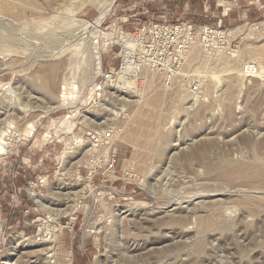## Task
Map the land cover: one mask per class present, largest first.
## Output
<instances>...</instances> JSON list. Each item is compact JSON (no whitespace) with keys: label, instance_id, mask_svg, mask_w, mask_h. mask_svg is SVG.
Segmentation results:
<instances>
[{"label":"rangeland","instance_id":"rangeland-1","mask_svg":"<svg viewBox=\"0 0 264 264\" xmlns=\"http://www.w3.org/2000/svg\"><path fill=\"white\" fill-rule=\"evenodd\" d=\"M1 1L0 264H264V7L220 24V0ZM171 12L217 31L195 29L170 74L133 59L93 83L95 50L118 66L132 20ZM106 131L118 160L102 177Z\"/></svg>","mask_w":264,"mask_h":264},{"label":"built area","instance_id":"built-area-1","mask_svg":"<svg viewBox=\"0 0 264 264\" xmlns=\"http://www.w3.org/2000/svg\"><path fill=\"white\" fill-rule=\"evenodd\" d=\"M137 29V28H135ZM201 30L202 38L207 39L212 37L216 33L215 28H211L208 25L196 26L188 21H180L177 23H156L153 20H148L143 23L140 28L131 33L133 36V43L135 49L132 52V58L135 61V67L138 72L139 66L146 64L157 71H164L165 73H171L179 68L182 63L183 53L189 48L193 41L194 30ZM119 30L122 31L121 26ZM130 34V33H129ZM123 40L120 41L118 46L120 51L122 50ZM136 48L138 51H136ZM101 56V55H100ZM122 56L120 55V61L116 68L103 69L102 64L99 61V65L96 71V77L93 83L98 78L107 79V77L116 75L117 71L121 68ZM243 73L248 76H254L256 74V66L252 62H245L243 64ZM100 140L106 144V150L104 151V162L101 173L102 177L105 174L111 172L114 173L115 166L117 165V149L111 142L113 134L111 131L103 132L100 136ZM95 173V171H93ZM92 175L90 170L87 172V180L91 181ZM81 179V178H80ZM105 180V179H104Z\"/></svg>","mask_w":264,"mask_h":264},{"label":"bare ground","instance_id":"bare-ground-1","mask_svg":"<svg viewBox=\"0 0 264 264\" xmlns=\"http://www.w3.org/2000/svg\"><path fill=\"white\" fill-rule=\"evenodd\" d=\"M7 1V3L6 4H9L10 5V3H12V1L9 3L8 2V0H6ZM5 1V2H6ZM14 1V0H13ZM21 1V0H20ZM23 1V0H22ZM21 1V2H22ZM25 1H27V0H25ZM24 1V2H25ZM31 2L29 3V5H28V7L31 9V10H35V13H37L36 12V10H42V9H49V8H51V7H53L54 5H56L57 4V7H58V4L59 3H57L58 1H56L55 3L54 2H52V1H49V0H30ZM55 1V0H54ZM59 1H61V0H59ZM0 2H3V1H1L0 0ZM19 2V1H18ZM28 2V1H27ZM26 2V3H27ZM20 3V2H19ZM2 4V3H1ZM1 4H0V6H1ZM24 4V3H23ZM22 4V6H20V7H22L21 9H23L24 7V5ZM28 4V3H27ZM8 5V6H9ZM20 5V4H19ZM61 6V5H60ZM59 6V7H60ZM1 7H4L5 9L6 8H8L6 5H4V6H1ZM1 7H0V9H1ZM10 7V6H9ZM12 7V6H11ZM27 7V6H26ZM40 8H42V9H40ZM12 9V8H11ZM16 9V8H15ZM56 9V8H55ZM23 10H25V8L23 9ZM38 10V11H39ZM49 10H52V9H49ZM0 11H2V9L0 10ZM4 11H7V10H4ZM28 11V10H27ZM43 11V10H42ZM41 11V12H42ZM53 11H54V9H53ZM9 12V11H8ZM40 12V13H41ZM46 12V11H45ZM47 12H49V11H47ZM0 14H1V12H0ZM15 14V13H14ZM42 14V13H41ZM103 14V13H102ZM102 14H99L96 18H95V20H93V21H88V20H85V21H83V25H84V28L85 29H89L90 27H95L96 29L99 27V24H100V20H101V17H102ZM44 16V15H43ZM1 17V16H0ZM15 17V16H14ZM235 29H237V28H234V29H230L227 33L229 34V33H232L233 31H235ZM201 31V30H200ZM97 32H99L100 34H101V32L99 31V30H97ZM105 33H107V32H105ZM121 33H123L122 31H121ZM104 34V33H103ZM223 34H224V32H219V35H222L223 36ZM102 35V34H101ZM106 35V34H105ZM105 35H104V37H105ZM107 36V35H106ZM114 36V35H113ZM128 36V35H127ZM112 37V36H111ZM122 38H124V43H125V47H124V49H125V51H124V54H123V57H122V65H121V68L118 70V71H121V72H123V71H125V72H128V69L130 68V65H132V61H133V58H132V56H130L129 54H128V52H127V50H129L131 47H132V43H131V41H128V40H126L128 37H126V36H123ZM104 43V42H103ZM105 44V43H104ZM103 45V44H102ZM134 45V44H133ZM97 53L96 55L94 54V56H93V58L94 59H97L98 61H100V58H101V56H100V50L99 51H94V53ZM179 57H181L180 55H179ZM59 62V61H58ZM52 65V64H51ZM54 65V64H53ZM57 65V64H56ZM21 66V65H20ZM50 68V70H51V67H49ZM61 70V69H60ZM38 71V70H37ZM117 71V72H118ZM57 73V72H56ZM129 74V73H128ZM231 81V80H230ZM69 83V82H68ZM65 84V83H64ZM230 84L232 85V83L230 82ZM72 88H73V86H72ZM61 89V88H60ZM65 89V85H63V90ZM50 90V89H49ZM62 90V89H61ZM63 94H66V92H65V90L63 91ZM68 97V96H67ZM4 109V108H3ZM6 129V128H5ZM4 131V130H3ZM3 131H1L0 132V159H1V157L4 155V154H6V152H7V148H8V145L10 144V140H9V137L5 134V132H3ZM6 131V130H5ZM7 132V131H6ZM61 156H63V155H61ZM64 157V156H63ZM78 161V160H77ZM90 174H92V172L90 173ZM78 176V175H77ZM30 193L32 194V196L38 201V202H40L41 204H42V201H40V199L37 197V195H36V193H35V191H33V190H30ZM40 226L42 225V224H39ZM43 227V226H42ZM42 229V228H41ZM44 230V229H43ZM37 235H39L40 237L39 238H44L43 236V234H42V232H39ZM39 251V250H38ZM34 252V251H33ZM29 253V252H28Z\"/></svg>","mask_w":264,"mask_h":264},{"label":"crops","instance_id":"crops-1","mask_svg":"<svg viewBox=\"0 0 264 264\" xmlns=\"http://www.w3.org/2000/svg\"><path fill=\"white\" fill-rule=\"evenodd\" d=\"M204 1L205 0H203V1L201 0L202 5H201L200 9L202 8V6H203V9H205L206 4H204ZM234 1L233 0H220L219 2H216V5L218 4L221 6L220 15H218V17H217L218 23H219V21L221 24L222 21L224 23H226V22L229 23L231 20L234 22L236 20H238V21L242 20L243 21V20L248 19V18L250 19L252 15L258 14V13H256V14L252 13L251 14V12L249 11L250 9L259 10L260 8L264 7V3H262L261 0H243V2H246L247 5H250V6H247L246 8L244 7L243 9L240 10L241 13H239L240 11L238 10V7H240L241 4L238 5V7H232V2H234ZM131 2H132V0H120V2L118 3V6H120L119 11H124V10L129 9L131 6L130 7H127V6H129ZM233 6H236V3ZM232 10H236L237 13L235 11H232ZM228 11H230V12H228ZM118 13H120V12H118ZM138 13H141V12H138ZM173 14H174L173 12H171L169 14L171 17L170 16L165 17V15H157V17H160V19H155L153 21L156 23H177L178 21L174 22L177 19H173ZM134 15L135 14L129 15L128 17L134 16ZM259 15L263 16L264 10L262 12H260ZM256 18L257 17H255V19ZM147 20L148 19H145L142 21V20H139L138 18H136V20H134V21L132 20L131 24L129 25V28H128L129 31L128 32H130L131 30H133L137 27L135 24L141 23V22L144 23ZM184 21H188V22L192 23L189 20H184ZM106 65H107L106 69L117 67V64L108 65L107 61H106ZM7 155H8V153L5 154V156H7ZM19 172H20V175H25L24 169H21V171H19ZM19 180H21L20 177H19ZM18 189H20V188H18Z\"/></svg>","mask_w":264,"mask_h":264}]
</instances>
